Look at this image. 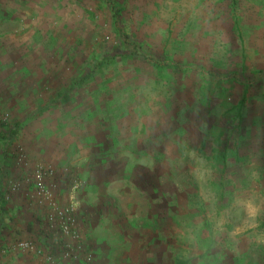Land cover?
Returning <instances> with one entry per match:
<instances>
[{"label": "rangeland", "instance_id": "374dc122", "mask_svg": "<svg viewBox=\"0 0 264 264\" xmlns=\"http://www.w3.org/2000/svg\"><path fill=\"white\" fill-rule=\"evenodd\" d=\"M118 28L182 70L122 58L133 47ZM106 56L69 103L41 111ZM3 118L0 197L5 181L17 187L0 214L18 220L0 226L1 260L36 264L15 248L23 239L52 254L32 179L51 166L79 182L51 180L57 206L76 204L84 246L62 259L78 243L51 238L55 264H264V240L232 235L234 199H264V0H0ZM185 146L209 162L207 183Z\"/></svg>", "mask_w": 264, "mask_h": 264}, {"label": "built area", "instance_id": "2783aa9c", "mask_svg": "<svg viewBox=\"0 0 264 264\" xmlns=\"http://www.w3.org/2000/svg\"><path fill=\"white\" fill-rule=\"evenodd\" d=\"M5 118L0 119V124L4 122ZM65 179H67L74 189L78 188L79 182L73 173H63ZM62 175H58L55 169L51 166H36L32 171V179L34 183V195L40 201L50 206L47 213V234L55 240V237L61 236L64 239H69L77 242L75 248L66 246L61 253L62 259H78L79 254L84 252V246L82 243V233L79 229V211L74 202H71L64 206H57L54 202V186L55 180L51 183V180L62 178ZM17 186L13 184V181L7 182V189L5 198L10 197V193L14 192ZM15 248L17 250H23L27 253H33L34 255H43L45 262L48 264H55L57 256L53 254H46L41 248L35 245L31 240L23 239L19 241Z\"/></svg>", "mask_w": 264, "mask_h": 264}, {"label": "clouds", "instance_id": "9594fccd", "mask_svg": "<svg viewBox=\"0 0 264 264\" xmlns=\"http://www.w3.org/2000/svg\"><path fill=\"white\" fill-rule=\"evenodd\" d=\"M185 154L192 164L191 174L200 183H207L211 178V168L209 162L197 154L195 150L187 149L185 146ZM183 159V156L181 157ZM179 163V161H177ZM232 209L238 223L233 228L232 235L239 237L244 233L249 235H257L259 239L264 240V232L257 233L254 231L258 227L261 217H264V199L257 198L256 196H243L238 195L232 205ZM223 215L217 223V230H219L225 223ZM211 243V241H209Z\"/></svg>", "mask_w": 264, "mask_h": 264}, {"label": "trees", "instance_id": "16d2710c", "mask_svg": "<svg viewBox=\"0 0 264 264\" xmlns=\"http://www.w3.org/2000/svg\"><path fill=\"white\" fill-rule=\"evenodd\" d=\"M118 32H119V37L121 39H123V43H127L133 47L132 51L127 54V55H124V56H121L122 58H126V59H130V58H133V57H137V58H143L145 61H148L152 64H154L155 66H157L158 68L160 69H167V70H173V71H179V70H182L181 66L177 63H174V62H163L161 61L160 59L156 58L155 56H152V55H149L147 52H144L140 46L136 43V42H131V38L128 36V34H126L123 29L121 28H118ZM132 43V44H131ZM129 45V46H130ZM110 56H106L105 58L103 59H96V63L95 65L90 69L89 72H87L86 74H84L83 76H78L76 78H74L69 86V88H63V90H58V92H56V94L53 96L52 100L43 108H41V111H44L46 109H48L50 106H53V105H57V104H67L69 103L71 100H72V91L75 90V89H78V88H81L83 87L84 85L90 83L91 81L95 80V77H96V72H99V73H103L106 65H107V60H110ZM111 61V60H110ZM41 111L39 113H41ZM37 113L35 112L34 115H36ZM3 190H2V193H1V201L3 202L4 201V198L5 195H6V189H7V182L5 181V184L3 186ZM3 199V200H2ZM4 203V202H3ZM41 234L45 235V237L47 238V243L49 244V247H50L52 250V254L53 252L55 251L54 249V245L52 244L51 242V237L48 236V234L45 232V230H41ZM45 240V238H44ZM57 253V252H56ZM35 257H37L38 261L37 263H41V264H48L45 262V258L43 257H40V256H36L34 255ZM128 258H130L129 254L127 255ZM179 260L176 259L175 260V263L174 264H179L178 262Z\"/></svg>", "mask_w": 264, "mask_h": 264}, {"label": "crops", "instance_id": "0c3cea01", "mask_svg": "<svg viewBox=\"0 0 264 264\" xmlns=\"http://www.w3.org/2000/svg\"><path fill=\"white\" fill-rule=\"evenodd\" d=\"M0 200H1V197H0ZM0 203H1V201H0ZM16 207H18L17 209L19 211H24L25 210L24 207H21V204H19V203L17 204ZM5 211L6 210L2 211L1 214H0V226H1V224L5 225L4 221H8L9 222V230L12 231L13 228L15 227L14 223L17 222L18 218H14V219L10 218L8 216L7 212H5ZM4 230L5 229L0 227V233H1V231H4ZM14 232L15 231H13V233ZM12 235H14V234L10 233V236H12ZM26 259H28L27 255H23V257H21V258H17V256H15V257L13 256V257H8V258L3 259V260L0 259V264H33V262L31 263L30 261H28ZM36 264H37V262H36Z\"/></svg>", "mask_w": 264, "mask_h": 264}]
</instances>
